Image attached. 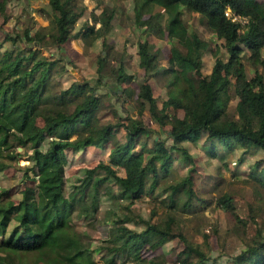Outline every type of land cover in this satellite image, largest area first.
Returning <instances> with one entry per match:
<instances>
[{
  "label": "trees",
  "instance_id": "16d2710c",
  "mask_svg": "<svg viewBox=\"0 0 264 264\" xmlns=\"http://www.w3.org/2000/svg\"><path fill=\"white\" fill-rule=\"evenodd\" d=\"M73 1L48 0L52 9L48 33L51 44L63 47L74 37L90 42L110 26L112 9L102 20L90 13L99 21L98 27L86 22L81 29L73 31L83 12V7L74 8ZM148 1L166 9L165 25L153 28L160 34L165 31L172 43L168 65H163L157 64L151 44L139 40V64L145 72L169 74L168 91L159 105L149 79L143 78L134 99L135 112L130 114L129 110V124L116 113L114 119H99L101 99L95 87L106 76L103 52L97 55L94 83L75 79L56 91L50 88L49 76L52 67L62 57L52 51L49 54L41 52L44 38L27 24L14 32H5L0 42V146H7L9 138L15 139L19 145H29L33 161L29 168L37 176V189L25 187L17 202L10 199L2 202L1 194L6 188L0 191V233L5 231L10 219H16L9 237L3 240L8 247L37 252L50 248L58 250L68 264H95L90 251L82 247L79 233L72 228L70 219L76 210L74 202L68 200L61 190L65 148L101 145L108 136L116 134L118 142L110 149L108 160L99 161L95 167H86L85 175L78 178L70 193L72 197L78 193L83 195L92 183L95 187L97 182L107 180L117 185V197L130 201L150 193L158 176L166 174L177 156L188 162L192 160V155L182 144L197 141L203 132L212 142L218 141L227 147L238 144L264 150V56L261 54L264 48V0ZM182 6L201 14L206 25L223 39L228 57L223 59L216 55L208 73H202L200 68L206 41L196 32L188 31L181 15ZM226 8L246 20L232 19L225 13ZM0 14L2 21L9 16L6 0H0ZM146 24H149L148 20L142 21V26ZM5 42L8 44L2 48ZM243 47L261 67L249 77L240 62ZM115 74L118 82L133 76L125 71L122 63L118 64ZM231 74L234 75L231 77ZM105 85L107 87L109 83L106 81ZM231 86L238 96L236 115L228 112L225 102L226 91L230 93ZM121 89L125 91L127 87ZM146 110L157 127L145 121ZM37 116H40L41 124L37 123ZM72 132L77 134L72 137ZM161 132L164 136L160 135ZM151 133L153 136L149 139ZM44 142L48 145L42 149ZM120 169L123 173L119 172ZM191 185L190 174L171 184L169 202H178L179 192L184 190L187 197L182 204L189 205L193 194ZM228 201L229 197L221 199L225 206ZM142 222L145 225L140 229L121 223L114 226L113 239L119 238L120 242L112 246L114 254L104 259L106 264H114L116 255L127 252H132L137 264H215L216 257L181 234L178 235L185 244L177 252V263L142 257L140 248L144 243L156 245L174 235L171 218L163 225L149 219ZM83 252L86 259L77 258ZM232 260V264H264V239L247 243L232 256Z\"/></svg>",
  "mask_w": 264,
  "mask_h": 264
},
{
  "label": "rangeland",
  "instance_id": "374dc122",
  "mask_svg": "<svg viewBox=\"0 0 264 264\" xmlns=\"http://www.w3.org/2000/svg\"><path fill=\"white\" fill-rule=\"evenodd\" d=\"M8 18L2 21L0 14V42L6 31L14 32L26 24L33 30H38L44 43L40 51L61 56L51 69L49 82L52 90L59 91L68 86L72 80H87L94 83L97 75L96 59L100 52L106 57L104 80L95 87L100 95L101 106L98 116L101 121L114 119L116 115L124 117L129 124L134 113V99L137 96L139 82L148 78L154 95L160 105L167 97L169 74L152 70L145 72L139 64L137 43L146 40L157 56V64L168 65L171 39L166 32L160 34L155 27L165 25L167 11L158 4L148 0H74V8L86 6L79 20L74 24L73 31L81 29L84 23L99 25L90 13L96 14L100 20L111 9L113 15L110 26L102 35L96 36L90 42L71 38L63 47L50 43L52 9L48 0H6ZM75 2V3H74ZM88 3L92 9L88 13ZM102 11H104L102 13ZM181 15L189 32H196L206 41L201 53V71L208 73L216 55L227 59L228 53L223 45V39L218 38L204 21L201 14L181 7ZM149 24L142 26V21ZM31 22V23H30ZM154 27V28H153ZM104 39V41H102ZM4 42V41H3ZM8 42L2 43V48ZM1 48V49H2ZM1 52V50H0ZM63 53V56L61 55ZM264 56V48L261 50ZM240 62L246 76H251L256 68H261L259 62L250 56L247 48H242ZM122 63L125 71L131 73V79L118 82L115 70ZM234 74H231V77ZM234 80V78L232 79ZM109 83L106 87L105 83ZM121 87H127L122 90ZM226 91L227 110L236 115L235 104L238 96L233 86ZM121 89V90H118ZM116 113V115H113ZM182 114V110L178 109ZM145 121L150 126H156L145 111ZM38 124L42 120L36 117ZM168 126V125H167ZM157 127V126H156ZM77 132H72L75 136ZM161 136L164 134L161 132ZM153 133L150 134L151 139ZM203 132L197 141L184 142L188 152L192 155L189 162L181 156L175 158L166 174L158 176L157 184L150 193L130 201L117 197V185L114 182L99 181L95 187L92 183L87 192L70 193L78 178L85 175L86 167H95L99 161H107L110 149L118 142L116 134L108 136L101 145H86L82 148H65L66 161L63 165L64 181L61 190L68 200H73L72 228L79 233L82 247L90 251L95 264H106V257L113 255V245L120 239H113L116 231L114 226L121 223L129 227L140 229L144 227L145 219L163 225L171 218L172 236L162 243L150 245L144 243L141 256L158 261L177 263V252L184 246L183 235L187 240L199 244L214 259L215 264H232V256L238 253L247 243L264 239V150L250 146L244 148L238 144L227 147L218 141H211ZM48 143L41 144L45 149ZM215 151V153L212 152ZM32 149L29 145H19L15 139L9 138L7 146H0V191L1 201L10 199L17 202L22 197V190L27 186L37 189V176L30 169ZM123 173V169H120ZM190 174L192 178V198L189 205L182 204L187 197L184 190L179 192L178 202H169L170 185ZM63 187V189H62ZM93 187L95 188L93 190ZM222 197H229L227 206L221 203ZM86 208V210H85ZM239 219V220H238ZM16 219H10L7 228L0 233V264H68L60 256L58 250L46 249L33 251L29 249H13L3 240L10 235ZM22 231L19 232L21 234ZM78 235V236H79ZM79 259H86L83 252ZM57 259H61L58 261ZM114 264H137L132 252L116 255Z\"/></svg>",
  "mask_w": 264,
  "mask_h": 264
},
{
  "label": "built area",
  "instance_id": "2783aa9c",
  "mask_svg": "<svg viewBox=\"0 0 264 264\" xmlns=\"http://www.w3.org/2000/svg\"><path fill=\"white\" fill-rule=\"evenodd\" d=\"M225 13L229 16H231L232 19H239L240 21H245L246 17L240 16L236 13H234L230 8H226Z\"/></svg>",
  "mask_w": 264,
  "mask_h": 264
},
{
  "label": "crops",
  "instance_id": "0c3cea01",
  "mask_svg": "<svg viewBox=\"0 0 264 264\" xmlns=\"http://www.w3.org/2000/svg\"><path fill=\"white\" fill-rule=\"evenodd\" d=\"M6 6H7V1H6ZM88 6H89V9H88V13H87V14H89V10L92 9V8L90 7V4H89V3H88ZM6 8H7V7H6ZM85 8H86V6H84V9H83V12H82L81 16L83 15V13H84V11H85ZM78 20H79V18H78ZM78 20H77V21H78ZM95 22L98 23L99 21H98V20H95ZM95 27H98V25H95ZM78 40H81V39L79 38ZM81 42H82V40H81Z\"/></svg>",
  "mask_w": 264,
  "mask_h": 264
}]
</instances>
